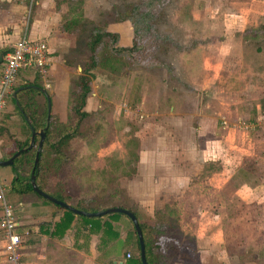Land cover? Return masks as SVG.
<instances>
[{
	"label": "crops",
	"instance_id": "0c3cea01",
	"mask_svg": "<svg viewBox=\"0 0 264 264\" xmlns=\"http://www.w3.org/2000/svg\"><path fill=\"white\" fill-rule=\"evenodd\" d=\"M20 1L23 0L18 2L0 0V63L10 45L23 36H26L30 41L45 42L49 49L50 62L47 77L52 82V90L48 91L42 87L40 79L33 70H24L19 75L2 112L4 115L1 114L0 117L1 127L12 126L11 128L14 130L11 131L10 128V131L0 132V162L10 159L20 150H26L28 147L19 148V146L27 140L28 146L30 144L31 131L24 117L20 115L16 102L24 114L25 111L26 113L31 112L34 108L37 112L35 122L40 125L43 123L44 110L47 116L49 99L50 117L56 116L61 119L63 112L68 107L67 101L71 84L70 66L65 62L71 48L69 43L72 36L67 29L70 27V21H67L64 26L67 30L66 33L64 30L60 33L57 29L60 22L57 21L62 14L56 10L59 8V3L56 4V0H37L35 18L30 23L28 33L23 34L20 27L22 7L17 5ZM65 1L68 6L70 0ZM84 2L90 6L89 0H84L82 4ZM62 7L60 5V9ZM68 8L71 9V5ZM49 10L57 12L58 18L47 17L46 13ZM245 15L247 14L245 13ZM70 19L72 20V18ZM242 26H246V22L240 24L234 22L233 24L235 28ZM237 30L240 32V29ZM109 31L119 36L118 42L121 47L132 46L133 29L129 23L113 25ZM194 68H191L189 73L195 75L196 80L192 81L190 86L187 85V88L173 87L172 93L176 91V97L189 90L197 95V92H201L199 94L202 95L204 90H207L198 80L201 70L204 71L203 68L198 67V63ZM198 68L199 70H197ZM159 86L162 87L161 84H154L148 88V93L144 95L146 100L148 98L147 111L153 117L147 118L148 121L143 129L148 130V133L156 132L155 141L134 140L133 143L129 142L130 144L122 139L118 142L117 131H115L116 135L110 134V139L106 140L105 130L101 126L102 117L107 109L110 110L112 118L115 117L114 119H118L122 112L118 105L120 99L117 94H115L116 99L107 98L105 100L101 96L103 90L100 94H97L96 88L92 93L90 91L91 94L89 93L82 111L88 115L90 113L99 114L95 121L96 124H99L97 128L100 132H93L92 137L87 138L84 134L82 137H73L69 140L67 147L63 148V153L68 158V155L74 151L83 159L79 164L75 162L74 156L72 157L73 161H67L62 174L58 176L59 183L56 187L66 185L71 194L70 202H75L72 205L78 202L86 204L94 200L105 203L109 200L114 204V207L106 209L122 208L131 211L138 223L144 225L146 232H149L150 239L148 238V241L150 240L149 244H152L153 254H156L157 257L153 264H221L220 259L214 255V252L221 253V250L229 259L227 264H239V257L234 252H228L229 249L233 251L235 246L224 244L221 241L220 230L198 229L204 226L203 218L207 215L214 216V204L219 201L214 197L217 192V189L214 191V182L218 179L220 170L211 167L220 158L219 145H216L218 132L215 130L213 118H208V115L201 111L204 104L205 107L214 106L213 101L203 103V99L192 98L189 101L181 99L183 102H179V99L176 98L178 100L176 101L169 93H157L154 87ZM199 87L202 90H199ZM120 88L116 85L114 92H119ZM23 90H26V93H21ZM108 90L111 92L110 89ZM137 90H140L138 86L132 89V104ZM23 94L28 97L34 96L36 102L26 104L23 101L21 104L18 99ZM138 100L135 99V104L139 103ZM144 102L146 101L144 100ZM117 107L118 109H116ZM261 118L264 120V112ZM46 124L45 117L43 128ZM6 133L10 138H7ZM228 136L229 139L231 137L233 140L235 139V133L229 132ZM261 137L264 139V132ZM161 138L168 141L162 142ZM242 138L249 140L247 131H243ZM174 140L180 143L174 142ZM38 141L39 138L36 137L31 149L18 155L12 165L0 166V189L14 195L12 198L19 202L17 208V217L21 223L19 229L21 232L19 233L22 234L23 230L29 232L25 238L23 252H21V264H138L139 253L136 250L138 238H135L137 235L133 224L123 214L122 216L103 218L92 227L85 225L78 218H74L71 225L64 230L56 228L55 225L63 219L65 209L61 207L60 209L59 206L35 194L17 195L12 192L11 183L15 177L14 169L23 176L28 175L24 169L29 171L34 164L32 157L36 155ZM115 143L118 144L117 147H115ZM132 145H134L133 148ZM234 146H231L228 155H236L233 150ZM244 155L245 157L250 155L249 158L252 159V155L256 156L257 154L253 150H247ZM261 159L264 162V155L263 157L261 155ZM234 167L228 169L227 166H224L222 170H227L228 175L233 173L231 177H228L229 179L238 171H245L246 178L249 180L246 181L248 183L243 184L244 193H241L242 195L235 193L233 198L237 197L238 200L246 204L250 202L264 204V163H258L256 172H249L254 168L248 169L249 167L242 165L235 172ZM252 175H256L258 179L257 184L254 183L256 185L252 183V179H255ZM44 182L41 180L43 186H45ZM47 182L51 186L55 180ZM206 184H209L212 189H205ZM92 186L97 190V195L92 196L94 199L88 198L91 197L89 188L91 189ZM74 188L82 191L80 196ZM101 195L103 196L101 197ZM174 215L178 217V226L172 223ZM184 217L194 218L192 220L194 226L191 230H188L184 225ZM169 225L171 229H165ZM161 232L166 233L162 234ZM0 234H2L1 230ZM174 234L178 238L180 237L179 244L172 236ZM259 243L248 245L247 248L242 246L241 250H264V243L262 241ZM187 253L191 259L187 258ZM3 254L4 246L3 249H0V264L5 263ZM128 254L130 258H127ZM159 256L162 258L161 260L158 259Z\"/></svg>",
	"mask_w": 264,
	"mask_h": 264
},
{
	"label": "rangeland",
	"instance_id": "374dc122",
	"mask_svg": "<svg viewBox=\"0 0 264 264\" xmlns=\"http://www.w3.org/2000/svg\"><path fill=\"white\" fill-rule=\"evenodd\" d=\"M55 2L59 3V8L56 10L60 11L61 17L58 18V13L53 10H49L46 15L50 18H58L57 22L60 23L57 29L60 33L63 30L66 33L64 26L67 21L71 20L70 18H76L79 23L67 28L72 36L69 43L71 48L68 51L70 53L65 58L66 65L68 64L71 70L68 107L61 119L52 116L54 126L57 129L63 126L66 130L74 129V123L78 117L73 107L77 104L75 101L80 92L81 77L89 79L91 93L96 88L97 94L103 90L101 96L105 100L107 98L116 99L115 94L120 99L118 105L122 112L119 117L116 116L118 119L112 118L109 109L102 117L101 126L105 130L106 140L110 139V134L116 135L115 131H117L118 142L121 139L126 143H133L134 140L155 141L156 132L148 133V130L143 129L148 121L147 118L153 117L147 111L148 98L146 100L144 95L154 84L162 85V87H154L157 93H169L175 100L179 99V102L189 101L192 98L203 99V103L213 101L214 106L205 107L204 104L201 111L208 115V118H213L215 130L218 132L216 145H219L220 158L211 167L220 170V175L214 182V191L217 189L214 197L219 201L214 204V216L207 215L203 218L204 228L198 229L220 230L221 241L224 244L235 246V255L238 257L240 252H244L241 250L242 246L247 248L248 245L252 246L260 241L264 243V231H262L264 230V204L256 202L246 204L237 197L233 198L235 193H244L243 184L248 183L246 181L249 180L246 178L247 173L238 171L229 179L228 177H231L233 173L228 175L227 170H222L224 166L228 169L235 166L236 172L237 168L242 165L249 167L248 169L254 168L249 172H256L258 163H264L261 159V155L262 157L264 155V139L261 137L264 132V120L261 118L264 112V0H165L164 4L160 3L161 0H89L90 6L84 2L83 6L81 5L77 10L68 8L71 4L67 6L65 0ZM97 2H100L101 6L103 5L100 8L105 10L111 9V4L115 5L117 13L115 21L104 24L103 18L101 19L104 11L100 10V3ZM145 4L153 7V17L143 19L140 15V9ZM17 5L22 7L20 27L22 33L26 34L37 13V0H23ZM60 5L63 6L61 9ZM234 22L239 24L246 22V26L235 28L233 27ZM119 23L131 25L133 29L131 47H121L118 42L119 36L109 31L113 25ZM237 29H240V32ZM106 33L116 35V37L107 36ZM97 34L102 38L93 52L90 50L91 43ZM136 43L137 47H135ZM129 49L133 52H128ZM197 63L198 67L204 70H201L198 80L207 90L205 89L202 95H200L201 92H197V95L189 90L176 97V91L172 93L173 87L187 88V85L190 86L192 81L196 80V76L191 75L189 70L197 66ZM39 82L44 88L46 82L40 80ZM48 84L50 88L47 90L51 91L50 79ZM116 85L121 88L115 93ZM137 86L140 90L135 92L132 104V89ZM201 87L199 90H202ZM136 98L139 99L138 104H135ZM18 100L21 104L23 101L26 104L36 102L34 96L28 97L25 94ZM98 115L90 113L80 123L77 133L72 136L82 137L85 134L88 138L92 137L93 132H100L97 128L99 124L95 121ZM11 127L0 126V132L10 131ZM11 131L14 130L11 128ZM243 131L248 132L249 140L242 138ZM229 132L235 133V139L231 137L232 141L229 139ZM7 135V138H10L9 134ZM91 140L93 141L94 137ZM161 141L168 140L161 138ZM174 142L177 141L174 140ZM117 146L118 144L115 143V147ZM231 146H234L235 156L228 155ZM131 147L133 148L134 145ZM247 150H253L257 155H252V159L249 158L250 155L245 157L244 153ZM73 156L76 163L82 162L83 157L74 151L68 155L67 161H73ZM24 172L29 173L28 169H24ZM252 176L255 178L252 179V183L257 184L256 175ZM75 188L74 190L80 196L82 191ZM70 189L73 191L72 188ZM205 189L212 188L206 184ZM89 190H91L89 195L91 197L88 198L97 195V190L93 186ZM13 196L9 192L4 193L6 201L14 208L15 216H18L19 202L13 199ZM193 219V217L183 218L188 230L194 226ZM17 220L20 223V219ZM177 222L178 217L174 215L172 223L178 226ZM172 236L179 244L180 237L178 238L175 234ZM3 246V235L0 234V249H3ZM221 251V253L214 252V255L220 259L221 264H227L229 259L224 251ZM252 253L258 254L259 252L253 251ZM186 256L191 259L188 253ZM4 259L3 264H8L6 257ZM245 263L258 264V261L246 258Z\"/></svg>",
	"mask_w": 264,
	"mask_h": 264
},
{
	"label": "trees",
	"instance_id": "16d2710c",
	"mask_svg": "<svg viewBox=\"0 0 264 264\" xmlns=\"http://www.w3.org/2000/svg\"><path fill=\"white\" fill-rule=\"evenodd\" d=\"M83 1L84 0H70L69 3L71 4V9L77 10L82 5ZM97 3L99 4L100 2H97ZM160 3L164 4L165 0H161ZM102 6L100 3L99 8ZM110 8L111 9H108V10L100 8V10L104 11L103 14L100 11L102 14L101 19L103 18L104 24H107L111 21H115L114 18L117 16L115 5L111 4ZM152 8H153L152 6H148V4H145L143 6V8L140 9V15L143 16V19H146L147 17H153L154 12H152ZM118 15H122V14H118ZM78 23H79V20H77L76 18H72V20H70L69 24L71 26H75ZM105 35L112 36L113 38L116 37V35L114 36V35H111L108 33H106ZM101 38H102V36H100L98 34L95 35V38L91 43V49L90 50H92L94 52V50L97 47L98 43L100 42ZM135 47H137V43H136ZM127 51L133 52V50H131V49H129ZM90 57L93 59L92 56H90ZM89 82H90L89 79L84 78V77H81L79 80L80 92H79V96L77 97V100L75 101V102H77V104L73 107V111H74L75 115L78 117V119H76V121L74 123V129L66 130V128L64 126L61 127V129H57V127L54 126V123L52 121V116L50 117V121L48 123V128L46 130L45 140H44V143L42 145L41 151L39 152V155H38L37 167H35L33 170V165H32V167L28 171L29 173L27 176L21 175L20 173L16 172V170L14 169L15 177L11 183L12 192L16 193L17 195H25V194H29V193L37 195L35 192H33L32 187L30 185V178H31V175L33 172V175L35 176L36 186L40 190H42L46 194H48V195H50V196H52V197H54L60 201H63L65 203L73 206L74 208H76L78 210H82L85 212H96L99 210H104L107 207H114L113 206L114 204L111 203L109 200L105 203L104 202L99 203L95 200L92 202H87L86 204H84V202H78L77 204L72 205V202H70L71 194L68 191L66 185L64 184V187H60V186L56 187L57 183H59L58 176L62 174L63 168L67 163V155L63 153V148L67 147L69 140L73 137L72 135L77 133V131H78L77 129H79L80 123H82V120L88 116V114L83 112L82 109H83L85 101H86V99L90 93ZM21 93H26V90H23ZM44 112H45L44 115L42 114L43 123L40 125H37L35 122V118H37L36 110H34V108H33V110L31 112L26 113V111H25V114L28 118L30 125L35 130L43 128L44 122H45V117H46V111L44 110ZM20 115H22V114L20 113ZM27 147H28V140L19 146V148H27ZM34 157L35 156L32 157V162L34 160ZM41 180L45 181L44 182L45 186L42 185ZM49 180L51 182H53V180H55V183L50 186V183L47 182ZM47 183L49 185H46ZM47 203H49V202H47ZM113 216H122V214L111 213V214H107V215L100 216V217H84V216L76 215V214L66 210L64 213L63 219L58 224H56L55 227L65 230L71 225L74 218H78L85 225L92 227L99 220L106 218V217L111 218ZM139 226H140V229L142 231L143 240H144V244H145L146 261L148 264H153V262L157 260V257H156V254H153V251H152L153 249H151L152 244H149L150 240L148 241L149 232H146L144 225L139 224ZM165 229L169 230V229H171V226L169 225ZM148 231H150V230H148ZM161 233L164 234L166 232H161ZM135 238H137V237H135ZM136 241H137V239H136ZM136 250H137V253H139V244L138 243L136 244ZM228 252L229 253H233V252L236 253L234 250L232 251L230 249L228 250ZM252 252L253 251H248V250H244L243 253L240 252L239 264H244L246 258L247 259H255V256L257 257L256 260L258 261V264H264V250L258 251L259 252L258 254H255ZM238 254H239V252H238ZM158 259L161 260L162 258H160V256H159ZM137 263L141 264L139 257L137 259Z\"/></svg>",
	"mask_w": 264,
	"mask_h": 264
},
{
	"label": "built area",
	"instance_id": "2783aa9c",
	"mask_svg": "<svg viewBox=\"0 0 264 264\" xmlns=\"http://www.w3.org/2000/svg\"><path fill=\"white\" fill-rule=\"evenodd\" d=\"M48 57L49 49L43 41H30L23 36L10 45L0 63V117L19 75L24 70H33L38 79L46 82L44 88H50L47 77L50 67ZM4 193V189H0V230L4 240L5 257L8 264H21V252L29 232L23 230L22 234L19 233L21 224L15 216L13 206L6 201ZM127 258H130L129 254Z\"/></svg>",
	"mask_w": 264,
	"mask_h": 264
},
{
	"label": "water",
	"instance_id": "95a60500",
	"mask_svg": "<svg viewBox=\"0 0 264 264\" xmlns=\"http://www.w3.org/2000/svg\"><path fill=\"white\" fill-rule=\"evenodd\" d=\"M15 94H16V92H15ZM16 105L18 106V109L20 110V113L22 114V116L24 117L26 123L28 124V126L30 128V131H31L30 144H29V146H28V148L26 150H20L19 152H17L10 159H8L6 161H3V162H0V166H10V165H12L14 159L18 155H20L24 151H27V150L31 149V147L34 145L35 138L38 137L39 141H38V144H37L36 155H35L34 164H33V170H34V168L37 167V165H38V155H39V152L41 150L42 143H43L44 138H45V132H46V129H47V126H48V120H49V117H50V108H51L50 102H49V99H48L47 116H46L47 124L45 125L44 128H42V129H40L38 131H35L31 127L27 117L25 116V114L23 113V111L21 110V108L19 107L17 102H16ZM30 185L32 187L33 192H35L38 196H40L44 200H47V201H49V202H51V203H53V204L65 209V210H68V211H70V212H72V213H74L76 215H80V216H84V217H100V216H104V215L111 214V213H118V214H123L124 216H126L131 221V223L133 224L134 230H135L137 238H138L140 262H141V264H148L147 261H146V256H145V244H144V240H143L142 231L140 229V226H139L137 218L135 217V215L131 211L126 210V209H122V208H109V209L98 211V212H84V211L77 210V209L73 208L72 206H70V205H68V204H66L64 202H61V201L55 199L54 197L46 194L42 190H40L36 186L35 176L33 175V172H32L31 178H30Z\"/></svg>",
	"mask_w": 264,
	"mask_h": 264
}]
</instances>
